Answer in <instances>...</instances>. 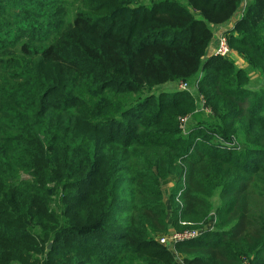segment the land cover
Here are the masks:
<instances>
[{
  "label": "trees",
  "instance_id": "trees-1",
  "mask_svg": "<svg viewBox=\"0 0 264 264\" xmlns=\"http://www.w3.org/2000/svg\"><path fill=\"white\" fill-rule=\"evenodd\" d=\"M128 1L105 0L112 15L80 11L40 36L43 22L21 20L46 19L36 4L0 0V264H58L62 253H46L44 242L71 235L77 264H179L158 240L169 234L161 185L170 177H179L176 227L206 225L219 198V228L176 245L183 264H264V91L251 94L207 64L200 91L218 128L243 140L224 154L203 149L202 129L181 139V93L135 98L198 76L214 28L244 1L237 49L264 73V0L151 11ZM123 211L124 232L112 226Z\"/></svg>",
  "mask_w": 264,
  "mask_h": 264
},
{
  "label": "rangeland",
  "instance_id": "rangeland-1",
  "mask_svg": "<svg viewBox=\"0 0 264 264\" xmlns=\"http://www.w3.org/2000/svg\"><path fill=\"white\" fill-rule=\"evenodd\" d=\"M35 6V9L39 10L41 15L44 14L46 19H42L37 15L32 16V18H26L23 20V17L26 14L23 12L21 14V20L25 22H29L31 20H39L43 22L39 24L42 27L38 29L40 31V36L44 35L43 32L46 30V26L58 25L60 22H72L76 15L83 11L88 14H93L94 16H110L112 15L111 10L102 9V4L105 3V0H31ZM109 1V0H106ZM111 1V0H110ZM119 1V0H118ZM126 1V0H125ZM171 1H176L181 3L183 6H188V3L185 0H129V5L131 9L135 8H143L151 11L154 3H168ZM42 3H49L48 5L43 7H39L38 5ZM51 3V4H50ZM54 7V8H52ZM47 8L52 9L51 13L52 18L50 16L45 15V11ZM91 8V9H90ZM248 8L246 6V2L241 3L237 14L234 18L225 25L218 26L214 28V39L209 48L205 51L203 55V69L201 73L196 76L190 82H171L167 85L160 87H152L151 89H145L141 93H139L135 98H139L140 96H148V95H169L172 93H181L178 97L179 102H176L174 105H181L179 110V116L177 118L178 129L181 132L180 137L185 141H190V133L195 132L197 129H202L204 134L202 137L198 139L201 141L204 146V150L211 152L216 151L219 153H227L228 151H239L243 146L242 138L237 137L236 135H228L226 131H222L218 128L219 120L216 119V113L213 109V105H210L207 101V98L200 91V82L203 78L204 73L209 71L207 64L216 65L221 68L218 73H221L227 77L228 81H240L244 85V89L251 94H256L258 92L264 91V73L255 69L253 65H251V61L248 56L242 54L238 49L236 42L241 37V33L236 30V23L243 19L246 16V12ZM53 16H55L56 20H54ZM52 21H56L57 23H51ZM34 24H37L35 21ZM219 33H224L227 35L229 40H231V49L232 53L228 58H224L221 56H217L214 52V48L216 46V37L219 36ZM6 32H1V36L4 37ZM230 64H233L235 71L232 70ZM239 72L240 75L237 74ZM163 103H168L169 100L166 98L159 99ZM193 103L194 109L188 111L185 107V104L191 105ZM127 117L121 118V121L126 123ZM141 178V177H140ZM129 180V179H128ZM126 180V181H128ZM125 182V181H123ZM179 183V177H170L167 180L162 182L161 185V193L162 199L167 206L168 215H167V223L169 227V234L160 236L158 240L161 238L173 235H185L187 233H199V238L203 233L214 232L217 230L218 225L220 223L217 216V208L219 207V198L218 194H214L211 203L213 206V211L209 216L208 222L206 225H194L190 226L185 222L179 223V226H174L173 221L175 218L174 215V205L172 204V199L175 200L177 205H180L179 196H177L176 188ZM65 205H71L70 200H64ZM121 215V216H120ZM118 218L112 222V226L116 227L114 230H121L124 232L127 222H123L126 212H121ZM123 217V218H121ZM180 217V216H179ZM73 236H56L55 239L48 240L46 239L44 242V250L46 253H62V259L58 262V264H77L75 263L74 254H70L72 251L74 253L77 252L75 249V243L77 240L73 241ZM195 238V239H197ZM195 239L177 241L176 243L184 244L187 242H192ZM104 243H109V240H103ZM72 243L74 244L72 247H68V245ZM160 243V242H159ZM173 255H175L179 264H183V257L177 251L176 247L173 250H170L168 247L166 248ZM49 254V256H50ZM51 257V256H50ZM80 259L84 261H89L88 257L80 256ZM250 260H246L243 264H250Z\"/></svg>",
  "mask_w": 264,
  "mask_h": 264
},
{
  "label": "built area",
  "instance_id": "built-area-1",
  "mask_svg": "<svg viewBox=\"0 0 264 264\" xmlns=\"http://www.w3.org/2000/svg\"><path fill=\"white\" fill-rule=\"evenodd\" d=\"M216 46L214 48V52L217 56H221L224 58H228L231 53L232 49L229 45V38L226 34L222 33L220 34L216 39ZM199 233H187L185 235H173V236H167L160 239V244L167 246L170 250L175 249L176 245L179 243H176L177 241H185L189 239H195L197 238Z\"/></svg>",
  "mask_w": 264,
  "mask_h": 264
},
{
  "label": "crops",
  "instance_id": "crops-1",
  "mask_svg": "<svg viewBox=\"0 0 264 264\" xmlns=\"http://www.w3.org/2000/svg\"><path fill=\"white\" fill-rule=\"evenodd\" d=\"M220 34H222V33H219V35H220ZM216 39H217V37H216ZM215 41H216V40H215Z\"/></svg>",
  "mask_w": 264,
  "mask_h": 264
}]
</instances>
